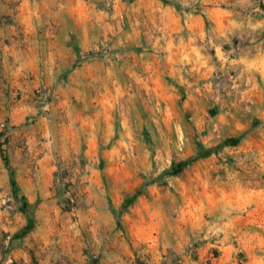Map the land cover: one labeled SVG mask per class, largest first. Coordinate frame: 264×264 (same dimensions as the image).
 <instances>
[{
  "label": "rangeland",
  "instance_id": "rangeland-1",
  "mask_svg": "<svg viewBox=\"0 0 264 264\" xmlns=\"http://www.w3.org/2000/svg\"><path fill=\"white\" fill-rule=\"evenodd\" d=\"M0 27V264H264V0H0Z\"/></svg>",
  "mask_w": 264,
  "mask_h": 264
},
{
  "label": "crops",
  "instance_id": "crops-1",
  "mask_svg": "<svg viewBox=\"0 0 264 264\" xmlns=\"http://www.w3.org/2000/svg\"><path fill=\"white\" fill-rule=\"evenodd\" d=\"M10 30H11V29H8V28H6V29L4 30L2 27H0V37L5 36V35H4V31H5L6 33H8V32H11ZM12 32H14V30H13ZM242 32H244V31H242ZM245 33H248V30H246ZM34 35H35V33H34ZM30 48H31V47H30ZM34 48H35V46H32V49H34ZM259 56H261V54H260ZM245 59H246V61H248V62L251 61V60H253V59L250 58L249 56H246ZM254 59H255V58H254ZM179 250H180V248H179Z\"/></svg>",
  "mask_w": 264,
  "mask_h": 264
},
{
  "label": "trees",
  "instance_id": "trees-1",
  "mask_svg": "<svg viewBox=\"0 0 264 264\" xmlns=\"http://www.w3.org/2000/svg\"><path fill=\"white\" fill-rule=\"evenodd\" d=\"M184 164H185V163H184ZM12 183L14 184L13 180H12ZM26 206H27V202H26V201H23V202H22V207L25 209Z\"/></svg>",
  "mask_w": 264,
  "mask_h": 264
}]
</instances>
